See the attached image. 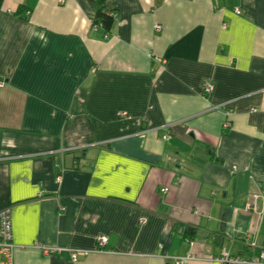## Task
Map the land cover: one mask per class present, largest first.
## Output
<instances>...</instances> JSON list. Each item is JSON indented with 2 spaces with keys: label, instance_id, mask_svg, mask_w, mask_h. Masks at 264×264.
Returning <instances> with one entry per match:
<instances>
[{
  "label": "crops",
  "instance_id": "0c3cea01",
  "mask_svg": "<svg viewBox=\"0 0 264 264\" xmlns=\"http://www.w3.org/2000/svg\"><path fill=\"white\" fill-rule=\"evenodd\" d=\"M59 1L0 0L13 264L259 261L264 0Z\"/></svg>",
  "mask_w": 264,
  "mask_h": 264
},
{
  "label": "built area",
  "instance_id": "2783aa9c",
  "mask_svg": "<svg viewBox=\"0 0 264 264\" xmlns=\"http://www.w3.org/2000/svg\"><path fill=\"white\" fill-rule=\"evenodd\" d=\"M235 14L239 15L240 11L235 10ZM116 17L117 14L114 13ZM159 28V27H157ZM3 85L0 80V87ZM211 86L206 85L204 88L205 92L211 91ZM227 125V124H225ZM167 138V133L163 135V139ZM167 188L161 190V192H167ZM11 210L9 208L0 210V264H13V249L14 245L12 244V223H11ZM100 242L103 244L106 242V238H100ZM44 252H51L44 250ZM71 259L76 258V253H70ZM195 257L189 256L187 258H175L174 264H184L187 260H193ZM218 264H264V250L261 253V259L259 261H251L245 257H232L227 252L222 251L219 258L215 260Z\"/></svg>",
  "mask_w": 264,
  "mask_h": 264
},
{
  "label": "trees",
  "instance_id": "16d2710c",
  "mask_svg": "<svg viewBox=\"0 0 264 264\" xmlns=\"http://www.w3.org/2000/svg\"><path fill=\"white\" fill-rule=\"evenodd\" d=\"M92 4L95 7L94 16L90 19V27L92 29H102L104 33H107L112 28L117 16L114 13H106L103 7V0H92ZM25 13L22 18L27 20V15L29 11L23 10Z\"/></svg>",
  "mask_w": 264,
  "mask_h": 264
},
{
  "label": "rangeland",
  "instance_id": "374dc122",
  "mask_svg": "<svg viewBox=\"0 0 264 264\" xmlns=\"http://www.w3.org/2000/svg\"><path fill=\"white\" fill-rule=\"evenodd\" d=\"M59 2H62V0H60Z\"/></svg>",
  "mask_w": 264,
  "mask_h": 264
}]
</instances>
